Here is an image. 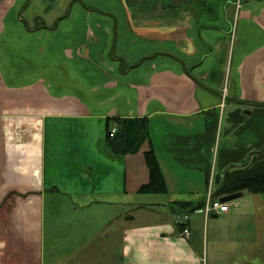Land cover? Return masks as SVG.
Segmentation results:
<instances>
[{"label": "crops", "instance_id": "crops-1", "mask_svg": "<svg viewBox=\"0 0 264 264\" xmlns=\"http://www.w3.org/2000/svg\"><path fill=\"white\" fill-rule=\"evenodd\" d=\"M33 1L0 0V264H264V194L243 191L228 211H203L216 189L217 143L222 131L234 135L228 114L264 115L252 111L264 103V0H185L162 19L127 0H46L45 10L36 0L27 15ZM222 102L207 177L205 159L178 160L151 124L184 125L178 138L200 134L194 121L204 127ZM118 118L122 155L108 142ZM137 118L147 124L140 132ZM241 137L257 138L251 129ZM150 148L166 192L138 191ZM174 201L194 207L175 211ZM98 236L107 252L90 255Z\"/></svg>", "mask_w": 264, "mask_h": 264}, {"label": "trees", "instance_id": "trees-1", "mask_svg": "<svg viewBox=\"0 0 264 264\" xmlns=\"http://www.w3.org/2000/svg\"><path fill=\"white\" fill-rule=\"evenodd\" d=\"M127 2L129 6L133 7L130 0H127ZM252 105L254 106L253 113L257 109H264V103H253ZM212 111L214 113L208 117L204 132L179 138L176 136L175 148L170 147V152H173L178 160L183 163L194 160L193 157L198 159L199 155L205 159L203 168L207 173V177H209L211 171L213 148L219 127V111ZM246 117L240 109H237L230 112L226 118L230 123L227 132L233 131V134L238 135V139L235 147H220L218 150L219 172L215 177L216 189L212 195L213 197L243 191L264 194V115H255L250 120H245ZM116 121L119 124V130L112 138L108 134V142L114 154L122 155L129 150L125 144V119L118 118ZM136 123L138 132L147 127V124L143 123V118H137ZM248 129L256 133V141L251 143L242 142L241 134ZM144 157L149 170V181L140 186L138 191L142 193L166 192L165 176L154 149L150 148L145 151ZM198 205L201 206L202 204ZM170 207L175 211L187 213L194 207V203L191 201H174ZM179 225L184 226L181 223Z\"/></svg>", "mask_w": 264, "mask_h": 264}, {"label": "rangeland", "instance_id": "rangeland-1", "mask_svg": "<svg viewBox=\"0 0 264 264\" xmlns=\"http://www.w3.org/2000/svg\"><path fill=\"white\" fill-rule=\"evenodd\" d=\"M36 0L33 1L32 4L28 5L27 10H26V14L29 15L31 14V12H35V10L37 9V5H36ZM45 1V2H44ZM43 1V5H44V10L47 9L48 6H46V0ZM133 4V11L136 12V14H144V15H148L150 18H157V19H162L163 17H166L168 15L171 14V12L174 11V8L176 7V5H178L180 3L183 4V2L185 0H130ZM29 3V2H28ZM186 3L187 1H185V4H183L184 6L181 5V9H184L186 7ZM48 4H53V0H49ZM60 4V0H55V5ZM179 5V8H180ZM86 9L94 11V14H106L107 12H105L104 10L97 8V6H93L90 4H85L84 5ZM41 4L39 5V8H41ZM43 10V13H45V11ZM62 8L60 6H58L57 11H61ZM148 17V18H149ZM225 118V117H224ZM194 131L195 133H197V131L202 130L204 132L203 129H205L202 125V123L200 122H196L194 121ZM176 128H184V125L180 126H174L169 124L167 127H165L164 125L162 126V129L160 128V125H153L151 124V129L153 131V134H155V136L158 137H162L164 136L165 139H163L164 141H167L169 143V148H175L174 146L176 145L175 139H176V135L179 133L176 131ZM185 128H189V127H185ZM182 134L185 132H181ZM221 144L217 143V145L219 146H223V145H230L231 143L235 142L238 139V135L234 134V135H227L224 133V131H222L221 134ZM219 142V141H218ZM159 155L161 157V159H163V164L167 165L171 168L170 166V162H173L169 159V153L164 149V147L159 148ZM165 167V168H166ZM167 167V168H169ZM166 168V169H167ZM196 172V171H194ZM133 212V211H131ZM172 218L176 221V222H181L184 217L183 216H179L177 217L175 214L171 215ZM101 236V235H100ZM100 236L96 237V239L94 240V242L92 243V245H90L89 247V254L90 255H102V251L103 252H107L102 250L103 248V244H102V240L101 238H99ZM116 245H111L109 247L110 253L109 255L113 258H117L120 255V250H121V244L119 242H115ZM113 246V247H112Z\"/></svg>", "mask_w": 264, "mask_h": 264}, {"label": "built area", "instance_id": "built-area-1", "mask_svg": "<svg viewBox=\"0 0 264 264\" xmlns=\"http://www.w3.org/2000/svg\"><path fill=\"white\" fill-rule=\"evenodd\" d=\"M223 106V103L221 104ZM117 129L116 127H111L108 131L109 137L112 138L116 135ZM229 210L228 202H222L219 198H215L211 196V193H208L204 200L203 211L206 215L210 214H218L220 212H226ZM187 217L186 215L184 216ZM183 235L188 236L190 234V230L185 227L183 229Z\"/></svg>", "mask_w": 264, "mask_h": 264}, {"label": "water", "instance_id": "water-1", "mask_svg": "<svg viewBox=\"0 0 264 264\" xmlns=\"http://www.w3.org/2000/svg\"><path fill=\"white\" fill-rule=\"evenodd\" d=\"M244 113L250 114V110H244ZM242 195V192H236L233 194L225 195L220 198L222 202H229L231 200H234Z\"/></svg>", "mask_w": 264, "mask_h": 264}, {"label": "flooded vegetation", "instance_id": "flooded-vegetation-1", "mask_svg": "<svg viewBox=\"0 0 264 264\" xmlns=\"http://www.w3.org/2000/svg\"><path fill=\"white\" fill-rule=\"evenodd\" d=\"M222 103H223V106H221ZM222 103L220 104V107H219V110H218L219 111V124H220L221 120H223V118H224L223 117L224 116V113H223V110H224V102H222ZM209 113L212 115L214 112L211 111ZM112 127H116L117 132H118V130H119V124L118 123L116 125L112 126ZM109 129H108V131H109Z\"/></svg>", "mask_w": 264, "mask_h": 264}]
</instances>
